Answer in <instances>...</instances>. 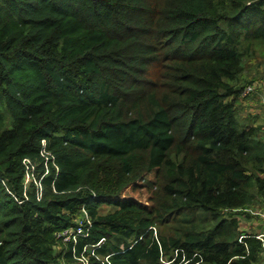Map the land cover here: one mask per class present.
<instances>
[{"label": "trees", "instance_id": "trees-1", "mask_svg": "<svg viewBox=\"0 0 264 264\" xmlns=\"http://www.w3.org/2000/svg\"><path fill=\"white\" fill-rule=\"evenodd\" d=\"M258 52L264 0H0V264L74 263L55 233L82 208L91 264H260L236 217L264 203L237 116Z\"/></svg>", "mask_w": 264, "mask_h": 264}, {"label": "built area", "instance_id": "built-area-1", "mask_svg": "<svg viewBox=\"0 0 264 264\" xmlns=\"http://www.w3.org/2000/svg\"><path fill=\"white\" fill-rule=\"evenodd\" d=\"M253 91H255L254 87L252 85L248 86L243 96H247L251 94ZM41 155L45 160V173L43 174L44 177L45 175L48 174L50 164H52L56 169H58L57 165L55 164L54 156L47 149V142L45 140H43L41 144ZM23 163L27 169L26 176L23 180L24 189H25L24 195L27 196L28 187L32 183H35L40 196L42 187L40 184V180H36L35 167L33 163L29 159H25ZM92 194L95 197V193L92 192ZM92 231H93V218L91 217L87 209L82 208L79 217L76 219L75 227H70L63 231H59L55 233V239L58 245L71 248L74 258V263L71 264H91L93 258L100 261L99 255L96 253V251L104 242V240L100 241L97 245H86L84 246L82 251L80 252L77 251L80 240L88 239ZM108 258L109 257L104 258L105 262L108 261Z\"/></svg>", "mask_w": 264, "mask_h": 264}, {"label": "rangeland", "instance_id": "rangeland-1", "mask_svg": "<svg viewBox=\"0 0 264 264\" xmlns=\"http://www.w3.org/2000/svg\"><path fill=\"white\" fill-rule=\"evenodd\" d=\"M244 76L246 78L245 80L248 83L252 84L256 92L254 91L255 94L252 98L249 99V101L246 100L247 106L250 107H246L245 103H239V105L237 106V116L243 124H248L249 126L264 125V111L259 107H255L257 104L255 100L259 91L258 87L263 85L261 81L258 83L256 82L259 79L261 80V78H264V60L259 52L252 61L247 62ZM141 190L142 189L139 190V193H141ZM142 194L145 196V200L150 197V193H148L146 189H143ZM110 211L111 209L108 207H103L101 209L102 214H106ZM248 212L251 215V217L249 218H246L244 216H236L238 217V220L240 222L241 231L264 234V203L262 205H256ZM167 230L171 232L170 229ZM56 249H59V247H56ZM260 264H262V262Z\"/></svg>", "mask_w": 264, "mask_h": 264}, {"label": "crops", "instance_id": "crops-1", "mask_svg": "<svg viewBox=\"0 0 264 264\" xmlns=\"http://www.w3.org/2000/svg\"><path fill=\"white\" fill-rule=\"evenodd\" d=\"M260 81L262 82L263 85H261L259 87L257 86L259 91H258L257 96H256L255 102H257V104L255 107H259V108H261V110L263 109V111H264V78H261V80L259 79L256 83H258ZM247 101H249V99ZM244 103H245L246 107H250V106H247L246 101ZM254 126H257V125H254ZM259 126H262V134L264 135V125H259ZM259 235L261 237V240H264V234H259ZM262 264H264V254L262 256Z\"/></svg>", "mask_w": 264, "mask_h": 264}]
</instances>
